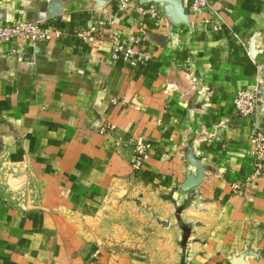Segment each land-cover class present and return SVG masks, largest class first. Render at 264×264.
<instances>
[{
    "label": "crops",
    "instance_id": "obj_1",
    "mask_svg": "<svg viewBox=\"0 0 264 264\" xmlns=\"http://www.w3.org/2000/svg\"><path fill=\"white\" fill-rule=\"evenodd\" d=\"M150 1L0 0L58 32L0 44V264H264V178L232 189L264 132L234 103L264 91V0Z\"/></svg>",
    "mask_w": 264,
    "mask_h": 264
},
{
    "label": "built area",
    "instance_id": "obj_2",
    "mask_svg": "<svg viewBox=\"0 0 264 264\" xmlns=\"http://www.w3.org/2000/svg\"><path fill=\"white\" fill-rule=\"evenodd\" d=\"M123 6H130L134 0H118ZM189 1V7L192 11L198 12L199 10L207 6L206 0H187ZM148 13L152 18L157 17L156 4L151 0L148 2ZM100 32L95 28H91L89 31H83L78 34V38L82 41L95 42L99 38ZM58 37V32L50 33L39 29L38 25L34 22H28L19 20L13 22L11 25L0 24V44L7 43L15 39L28 40L30 42H50L54 38ZM111 42L114 47L112 54L113 59H117L122 55V48L118 44V36L116 33L111 34ZM132 42H137L132 39ZM131 51H125V57L131 55ZM142 60H148V56L143 54ZM262 87L258 86L253 90L240 91L235 96V111L240 117H255L264 105L262 101ZM102 131L105 128H101ZM250 142L252 145L251 155L253 157L252 172L250 176L243 182V184H234L233 190H238L240 186L249 187L260 178H264V132L260 128H255L250 136ZM150 148V144L143 139L135 140L132 144L133 163L132 168L138 170L142 162L147 158V152Z\"/></svg>",
    "mask_w": 264,
    "mask_h": 264
},
{
    "label": "water",
    "instance_id": "obj_3",
    "mask_svg": "<svg viewBox=\"0 0 264 264\" xmlns=\"http://www.w3.org/2000/svg\"><path fill=\"white\" fill-rule=\"evenodd\" d=\"M262 101L264 102V91L262 92Z\"/></svg>",
    "mask_w": 264,
    "mask_h": 264
},
{
    "label": "rangeland",
    "instance_id": "obj_4",
    "mask_svg": "<svg viewBox=\"0 0 264 264\" xmlns=\"http://www.w3.org/2000/svg\"><path fill=\"white\" fill-rule=\"evenodd\" d=\"M144 141H146V140H144ZM148 142V141H147Z\"/></svg>",
    "mask_w": 264,
    "mask_h": 264
}]
</instances>
